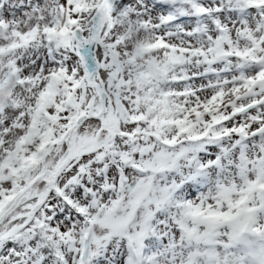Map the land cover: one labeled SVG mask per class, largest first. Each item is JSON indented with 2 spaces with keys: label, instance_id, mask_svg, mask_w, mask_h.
<instances>
[{
  "label": "snow or ice",
  "instance_id": "6c2138e0",
  "mask_svg": "<svg viewBox=\"0 0 264 264\" xmlns=\"http://www.w3.org/2000/svg\"><path fill=\"white\" fill-rule=\"evenodd\" d=\"M0 264H264V0H0Z\"/></svg>",
  "mask_w": 264,
  "mask_h": 264
}]
</instances>
